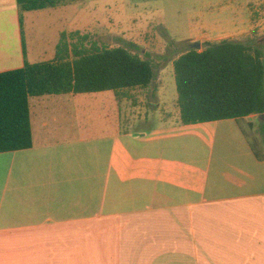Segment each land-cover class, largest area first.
I'll list each match as a JSON object with an SVG mask.
<instances>
[{"label":"crops","instance_id":"obj_1","mask_svg":"<svg viewBox=\"0 0 264 264\" xmlns=\"http://www.w3.org/2000/svg\"><path fill=\"white\" fill-rule=\"evenodd\" d=\"M23 33L0 0V73L57 59L59 42L31 55L24 14ZM151 88L31 98L33 147L0 153V264H264V160L241 119L184 125L177 104L175 121L120 127L149 119Z\"/></svg>","mask_w":264,"mask_h":264},{"label":"trees","instance_id":"obj_2","mask_svg":"<svg viewBox=\"0 0 264 264\" xmlns=\"http://www.w3.org/2000/svg\"><path fill=\"white\" fill-rule=\"evenodd\" d=\"M76 0H17L21 13L54 8ZM63 35L58 57L0 73V153L33 147L31 98L149 88L156 79L153 63L123 46L89 41V34ZM90 42V44L88 43ZM25 49V39L23 36ZM71 51V53H70ZM179 122L184 125L264 115V44L226 38L192 46L174 61ZM156 91V89H155ZM262 132L264 133V127ZM258 159L264 151L253 144Z\"/></svg>","mask_w":264,"mask_h":264},{"label":"rangeland","instance_id":"obj_3","mask_svg":"<svg viewBox=\"0 0 264 264\" xmlns=\"http://www.w3.org/2000/svg\"><path fill=\"white\" fill-rule=\"evenodd\" d=\"M260 1L261 5H257L256 0H76L54 8L25 12L24 24L31 55L34 46L50 54L63 35L71 49L77 37L73 34L78 31L81 35L89 34L91 43L123 46L149 59L156 74L153 88L159 86V92L153 90L157 93L156 101L147 102V106L139 110L143 116L148 112L149 119L142 123L119 124L120 127L147 130L178 117L174 61L194 42H200V49H203L207 42H202L205 37L248 31L252 22L245 37L234 39L263 46L264 0ZM258 6L262 13L257 16ZM250 10L254 11L255 20L251 21ZM153 88L148 91L150 94ZM101 107L100 102L90 107L93 116ZM122 107L125 115L128 105L123 102ZM240 122L260 148L264 141V116L256 117L254 128L249 126L247 118ZM185 155L191 163L198 157L192 151Z\"/></svg>","mask_w":264,"mask_h":264},{"label":"water","instance_id":"obj_4","mask_svg":"<svg viewBox=\"0 0 264 264\" xmlns=\"http://www.w3.org/2000/svg\"><path fill=\"white\" fill-rule=\"evenodd\" d=\"M201 46H202V44H201L200 42H194V43L192 44V47H193V48H196V49H200Z\"/></svg>","mask_w":264,"mask_h":264}]
</instances>
